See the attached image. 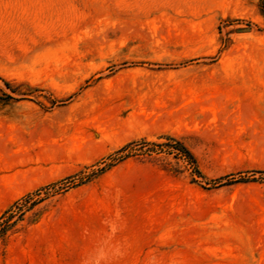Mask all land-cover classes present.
<instances>
[{"label":"rangeland","instance_id":"obj_1","mask_svg":"<svg viewBox=\"0 0 264 264\" xmlns=\"http://www.w3.org/2000/svg\"><path fill=\"white\" fill-rule=\"evenodd\" d=\"M261 171L264 0H0V264H264Z\"/></svg>","mask_w":264,"mask_h":264},{"label":"trees","instance_id":"obj_2","mask_svg":"<svg viewBox=\"0 0 264 264\" xmlns=\"http://www.w3.org/2000/svg\"><path fill=\"white\" fill-rule=\"evenodd\" d=\"M7 86L11 88V85L6 82ZM169 139H171L172 141H174L173 143H166L165 145H167V147L169 148V150H171L170 152L174 153L175 156L178 157H182L184 159H186L189 163L196 165V161H195V157L193 156V154L191 153V151L189 150V148L181 141L174 139L173 137H168ZM149 144H154L152 142H148V141H142L140 147L141 150L143 147H145L146 145ZM132 145H135V142L131 141L128 142L127 144H125L123 147H121L119 149V151H123L128 147H131ZM137 145V144H136ZM132 148V147H131ZM106 167H100L95 171V174L101 173L103 171H105ZM195 172H197L198 174H200V171L198 169H195ZM264 172V171H261ZM94 174V173H93ZM85 180H89L90 178H92V175H86ZM82 183L84 181H81ZM30 194H27L24 198H22L23 200H27V198H29ZM18 204V200L14 201L12 203V207L16 206ZM9 210H11V207L7 208L6 210L3 211V213L1 214V217L5 216V214H7L9 212ZM8 218V217H7ZM5 233V230H1L0 231V236H2Z\"/></svg>","mask_w":264,"mask_h":264}]
</instances>
